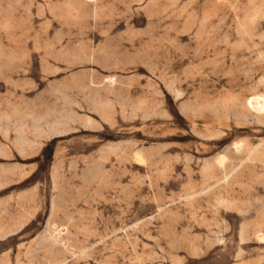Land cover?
I'll list each match as a JSON object with an SVG mask.
<instances>
[{"label": "rangeland", "instance_id": "1", "mask_svg": "<svg viewBox=\"0 0 264 264\" xmlns=\"http://www.w3.org/2000/svg\"><path fill=\"white\" fill-rule=\"evenodd\" d=\"M0 264H264V0H0Z\"/></svg>", "mask_w": 264, "mask_h": 264}, {"label": "bare ground", "instance_id": "2", "mask_svg": "<svg viewBox=\"0 0 264 264\" xmlns=\"http://www.w3.org/2000/svg\"><path fill=\"white\" fill-rule=\"evenodd\" d=\"M262 100V99H261ZM258 101V100H257ZM260 101V100H259ZM263 106V105H262Z\"/></svg>", "mask_w": 264, "mask_h": 264}]
</instances>
